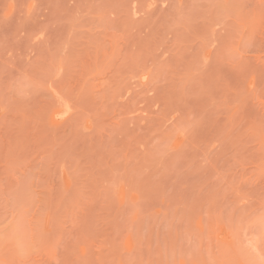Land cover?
<instances>
[{
  "label": "rangeland",
  "instance_id": "obj_1",
  "mask_svg": "<svg viewBox=\"0 0 264 264\" xmlns=\"http://www.w3.org/2000/svg\"><path fill=\"white\" fill-rule=\"evenodd\" d=\"M0 264H264V0H0Z\"/></svg>",
  "mask_w": 264,
  "mask_h": 264
}]
</instances>
